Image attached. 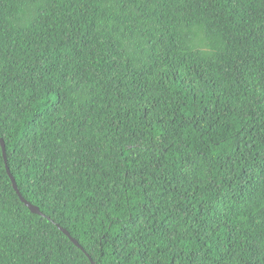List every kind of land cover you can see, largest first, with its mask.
Returning a JSON list of instances; mask_svg holds the SVG:
<instances>
[{"label":"trees","instance_id":"trees-1","mask_svg":"<svg viewBox=\"0 0 264 264\" xmlns=\"http://www.w3.org/2000/svg\"><path fill=\"white\" fill-rule=\"evenodd\" d=\"M0 264H264V0H0Z\"/></svg>","mask_w":264,"mask_h":264},{"label":"water","instance_id":"water-1","mask_svg":"<svg viewBox=\"0 0 264 264\" xmlns=\"http://www.w3.org/2000/svg\"><path fill=\"white\" fill-rule=\"evenodd\" d=\"M1 144H2V146H3V150H4V157H5V160H6V164H7L8 172H9V174H10V170H9L8 163H7L8 160H7L6 146H5V143H4L2 140H1ZM10 176H11V175H10ZM11 178H12V181H13V184H14V188H15V190L18 192L19 195H21L20 192H19V188H18V185H17V183H16V180H15L12 176H11ZM22 200H23V202L28 206V208H29L34 214L41 215V210H40L39 208H37V207L31 205L30 203H28V202H27L25 199H23V198H22ZM62 230H63V229H62ZM63 232H64L68 237L71 238L70 234H69L67 231L63 230ZM71 240L74 242V244H76L77 246H79V243H78L76 240H74L73 238H71Z\"/></svg>","mask_w":264,"mask_h":264}]
</instances>
